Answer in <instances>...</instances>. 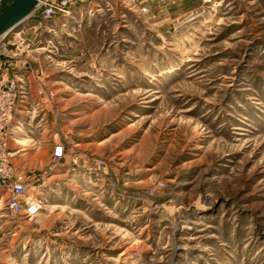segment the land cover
I'll use <instances>...</instances> for the list:
<instances>
[{
	"label": "rangeland",
	"instance_id": "obj_1",
	"mask_svg": "<svg viewBox=\"0 0 264 264\" xmlns=\"http://www.w3.org/2000/svg\"><path fill=\"white\" fill-rule=\"evenodd\" d=\"M73 10L0 38L27 89L8 157L40 203L13 217L0 185V264H264V0Z\"/></svg>",
	"mask_w": 264,
	"mask_h": 264
},
{
	"label": "built area",
	"instance_id": "obj_2",
	"mask_svg": "<svg viewBox=\"0 0 264 264\" xmlns=\"http://www.w3.org/2000/svg\"><path fill=\"white\" fill-rule=\"evenodd\" d=\"M4 0H0V6ZM86 0H39L32 15L37 12L46 20L64 16L73 7ZM42 93V90H40ZM27 89L20 78L0 79V185L6 188L7 208L13 217L32 218L39 212L40 203L36 198L26 197L30 185L15 179V168L9 160V138L15 112L24 106ZM66 152L64 144L58 142L52 152V161L58 164Z\"/></svg>",
	"mask_w": 264,
	"mask_h": 264
},
{
	"label": "water",
	"instance_id": "obj_3",
	"mask_svg": "<svg viewBox=\"0 0 264 264\" xmlns=\"http://www.w3.org/2000/svg\"><path fill=\"white\" fill-rule=\"evenodd\" d=\"M39 0H4L0 6V37L27 20Z\"/></svg>",
	"mask_w": 264,
	"mask_h": 264
},
{
	"label": "crops",
	"instance_id": "obj_4",
	"mask_svg": "<svg viewBox=\"0 0 264 264\" xmlns=\"http://www.w3.org/2000/svg\"><path fill=\"white\" fill-rule=\"evenodd\" d=\"M72 12H76V11H74V10H72ZM35 72L34 71H28L27 73H25V75H27L29 78H31V77H34L35 76V74H34ZM22 108H24V106H20V108L16 111V112H19V114H20V119L19 118H17V120L14 118V124L16 125L15 126V128L16 127H21V126H23V121H24V118L23 117H25V116H23V110H22ZM21 116H23V117H21ZM18 122V123H17ZM14 124H13V126H14ZM12 126V127H13ZM12 133V132H11Z\"/></svg>",
	"mask_w": 264,
	"mask_h": 264
},
{
	"label": "bare ground",
	"instance_id": "obj_5",
	"mask_svg": "<svg viewBox=\"0 0 264 264\" xmlns=\"http://www.w3.org/2000/svg\"><path fill=\"white\" fill-rule=\"evenodd\" d=\"M37 3H38V2H37ZM36 5H37V4H36ZM82 9H83V8H82ZM89 10H90V9H89ZM92 11H93V10H92ZM82 13H83L82 10H79L78 13H77V11H76V12H73V13H72V11H71V12H69L68 14H66V15H64V16H60V17H63V19H73L74 17H76L77 14H80V15H81ZM83 16H84V15H83ZM73 20H74V19H73ZM22 23H23V22H22ZM19 25H20V24H19ZM19 25H18V26H19ZM18 26H17V27H18ZM15 28H16V27H15ZM15 28H14L13 30L9 31V32H12V31H13V32L15 33ZM9 32H8V33H9ZM8 33H6L5 35H3V36L0 37V38H3V37L6 36Z\"/></svg>",
	"mask_w": 264,
	"mask_h": 264
}]
</instances>
